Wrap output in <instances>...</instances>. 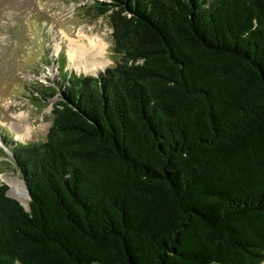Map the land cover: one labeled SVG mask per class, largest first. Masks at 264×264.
I'll use <instances>...</instances> for the list:
<instances>
[{
	"label": "trees",
	"instance_id": "trees-1",
	"mask_svg": "<svg viewBox=\"0 0 264 264\" xmlns=\"http://www.w3.org/2000/svg\"><path fill=\"white\" fill-rule=\"evenodd\" d=\"M88 11H109L118 59H60L36 90L60 95L47 138L12 147L30 198L0 184V264L262 263L264 0Z\"/></svg>",
	"mask_w": 264,
	"mask_h": 264
},
{
	"label": "rangeland",
	"instance_id": "rangeland-1",
	"mask_svg": "<svg viewBox=\"0 0 264 264\" xmlns=\"http://www.w3.org/2000/svg\"><path fill=\"white\" fill-rule=\"evenodd\" d=\"M102 1L110 0H0V184H7L11 194L12 187L3 176L17 177L26 185L12 147L16 142L47 138L60 95L57 92L41 99L36 90L50 92L60 87V59L64 60V72L87 74L69 60V38L79 40L81 33L98 35L107 47V63L99 71L116 64L109 11L96 17L92 15L95 11H88L91 3ZM29 198L28 193L23 199L28 205Z\"/></svg>",
	"mask_w": 264,
	"mask_h": 264
},
{
	"label": "bare ground",
	"instance_id": "bare-ground-1",
	"mask_svg": "<svg viewBox=\"0 0 264 264\" xmlns=\"http://www.w3.org/2000/svg\"><path fill=\"white\" fill-rule=\"evenodd\" d=\"M65 35L70 36L68 34ZM69 40L70 42L67 50L68 58L77 70L87 74H94L106 65L107 61L105 58V52L107 47L101 37L98 35H86L81 33L79 40H75L72 37L69 38ZM58 47H60V45ZM24 128L28 129V127ZM17 137L20 138L22 135L19 133ZM3 177L10 183L12 193L15 196L21 199L27 198L28 193L22 183V180L17 177L14 178L7 175Z\"/></svg>",
	"mask_w": 264,
	"mask_h": 264
},
{
	"label": "water",
	"instance_id": "water-1",
	"mask_svg": "<svg viewBox=\"0 0 264 264\" xmlns=\"http://www.w3.org/2000/svg\"><path fill=\"white\" fill-rule=\"evenodd\" d=\"M99 73V72H98ZM98 73L97 74H95V75H98ZM59 97V96H58ZM25 188H26V191H27V193H29V190H28V188H27V186L25 185ZM7 193L10 195V196H12V197H14V198H16V199H18L26 208H28L29 207V205H27V203L23 200V199H21V198H19V197H16V196H14L13 194H11L9 191H7Z\"/></svg>",
	"mask_w": 264,
	"mask_h": 264
}]
</instances>
